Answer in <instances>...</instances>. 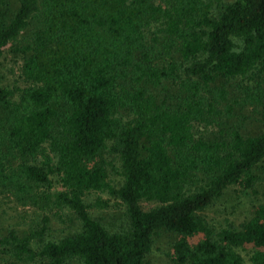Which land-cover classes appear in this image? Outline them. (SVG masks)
Returning <instances> with one entry per match:
<instances>
[{"label": "trees", "instance_id": "16d2710c", "mask_svg": "<svg viewBox=\"0 0 264 264\" xmlns=\"http://www.w3.org/2000/svg\"><path fill=\"white\" fill-rule=\"evenodd\" d=\"M16 1L18 10L9 19L0 0V59L41 11L40 0ZM162 2L43 0L42 27L27 48L28 86L16 94L0 86V194L36 196L58 179L61 190L49 202L73 212L83 230L34 248L32 239L48 230L45 219L30 238L11 233L3 240L20 262L0 264H64L73 258L83 264H144L162 229L180 236L174 247L178 264H264V206L239 230L228 227L219 234L197 215L244 178L252 186L253 170L264 163V132L245 137L239 129H197L221 126L223 93L211 100L203 94L217 78H244L252 71L264 76V0H235L219 16L203 0ZM152 26L166 39L167 54L176 50L183 61H195L184 70L189 96L174 110L155 106L143 87L159 85L178 70L154 65L155 47L146 36ZM251 90L247 96L261 105L264 121V92ZM60 101L68 114L54 106ZM121 110L137 118L122 125ZM153 129L159 136L144 155L142 141ZM109 144L121 160L119 188L105 165L94 163ZM104 191L124 204L127 234H110L89 215L86 195ZM197 235L203 240L192 247L189 239ZM245 246L255 249L248 262L236 251Z\"/></svg>", "mask_w": 264, "mask_h": 264}, {"label": "rangeland", "instance_id": "374dc122", "mask_svg": "<svg viewBox=\"0 0 264 264\" xmlns=\"http://www.w3.org/2000/svg\"><path fill=\"white\" fill-rule=\"evenodd\" d=\"M203 1L211 4L214 16H219L224 6L235 2V0ZM154 2L156 4L163 3L162 0H154ZM40 3L41 11L32 17L17 39L5 49L0 59V86L15 94L28 86L24 76V66L30 55L27 48L32 45L34 34L42 27L43 0H40ZM17 10L16 0H5V11L9 19H12ZM158 30V26H152L146 31L147 42L155 47L153 63L160 69L168 68L170 64H174L178 67V70L174 77L162 81L159 85L148 83L144 84L143 87L155 106L174 110L189 96L185 88L186 84L182 85L189 78L186 77L184 70L192 67L195 61H183L176 50L171 54H167L164 50L166 39L158 33ZM155 39H157L156 42ZM236 43L241 46L239 42ZM202 59V57L199 58V60ZM193 80L197 81V79ZM257 87L264 92V76H258L257 71H252L244 78H217L216 82L210 84L203 94L207 100H211L212 98H220L219 95L223 93V99L220 100L219 106L221 114L217 120L221 121V126L216 123L214 126H199L197 129H239L245 137H253L263 133V108L256 103L254 97L249 98L247 96V93L253 95L251 89ZM18 99L17 95L16 100ZM54 106L60 114H66L69 110V106L62 101ZM136 118L137 115L131 110H121L118 115V120L122 125L130 124ZM0 119H2L1 111ZM199 133L201 131L196 132L198 136H200ZM204 133L207 137H213L210 131H204ZM158 136L159 131L153 129L142 141L144 155L150 141ZM113 148L114 144H109L108 148L97 157L94 163L104 164L111 175L113 184L119 188L123 182L121 160L119 154ZM168 152L172 157L175 156L172 149L169 148ZM253 176L256 177V182L252 186L248 187L244 182L246 180L244 178L241 184L230 187L214 200L209 207L197 213L198 216L206 220L215 234H219L228 227L239 230L245 222L253 217L259 207L264 206V163L253 170ZM60 190L61 186L57 179L54 181L51 190L41 189L36 196L21 199L0 194V243L9 237L11 233L20 238H30L40 231L45 219L49 220L48 230L42 239H32V247L34 248H37L42 242H58L66 237L80 234L83 225L76 215L66 209L58 211L49 202V195H53ZM84 201L91 218L110 234H127L129 232L130 222L126 215V208L119 197L106 191L90 192L86 195ZM143 207L147 210L151 209L149 204H144ZM179 239L180 236L174 232L165 229L157 231L153 238L152 250L146 256L144 264H178L174 260V247ZM202 240L203 236L197 235L190 238L189 242L194 247ZM236 251L245 262H248L255 249L252 246H245L236 249ZM12 254L13 251L10 246L0 244V262L7 260L19 263L20 261L16 260ZM22 263L30 264L27 262ZM64 264H83V262L80 258H73L65 261Z\"/></svg>", "mask_w": 264, "mask_h": 264}]
</instances>
